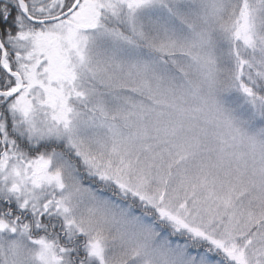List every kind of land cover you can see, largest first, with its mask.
<instances>
[{
	"label": "snow or ice",
	"instance_id": "snow-or-ice-1",
	"mask_svg": "<svg viewBox=\"0 0 264 264\" xmlns=\"http://www.w3.org/2000/svg\"><path fill=\"white\" fill-rule=\"evenodd\" d=\"M0 264H264V0H0Z\"/></svg>",
	"mask_w": 264,
	"mask_h": 264
}]
</instances>
